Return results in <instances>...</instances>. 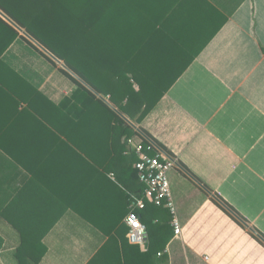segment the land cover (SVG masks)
I'll list each match as a JSON object with an SVG mask.
<instances>
[{"label":"crops","instance_id":"crops-1","mask_svg":"<svg viewBox=\"0 0 264 264\" xmlns=\"http://www.w3.org/2000/svg\"><path fill=\"white\" fill-rule=\"evenodd\" d=\"M206 1L204 16L221 26L209 42L194 29L192 51L180 56L172 74L158 76L166 80L160 86L151 85L148 68L127 75L136 92L143 90L141 110L151 106L140 124L121 111L126 97L113 103L97 91L109 106L94 94L174 159L169 177L182 233L175 236L168 208L147 204L158 210L149 220L165 228L159 232L142 220L161 240L154 264H264V243L209 193L264 237V0ZM22 11L32 14L31 0H0V17L31 42L19 30L27 32L18 22ZM3 60L17 76L0 83V264H124L114 235L103 234L71 206L84 199L93 178L85 153L63 133L73 122L62 102L80 93L78 85L22 37ZM137 159L127 143L121 167L135 170ZM107 176L114 180L116 173ZM11 205L28 213L21 221L55 222L44 236L45 255L26 250L3 215ZM112 205L115 212L123 208L116 198Z\"/></svg>","mask_w":264,"mask_h":264},{"label":"trees","instance_id":"trees-1","mask_svg":"<svg viewBox=\"0 0 264 264\" xmlns=\"http://www.w3.org/2000/svg\"><path fill=\"white\" fill-rule=\"evenodd\" d=\"M31 2L34 11H31L32 14L22 11L19 24L96 91L106 96L110 95L113 103H117L121 96L126 97L128 104L121 108V111L139 124L150 112L151 106L141 110L145 95L142 93L143 90L138 92L134 90L127 75L129 73L135 75L138 70L145 68L144 71H147L148 68L151 77H154L151 85L160 86L166 80L158 76L162 72L172 74L173 70L179 68V63H182L176 62L180 56L192 51L193 46L190 43L197 37L196 29L202 36L206 33V44L221 28L219 23H212L204 16V7L208 5L206 0H31ZM10 16L12 17L11 14ZM17 17L15 13L13 18ZM19 37L80 89V93L74 99L66 98L62 102V106L69 112L65 118L73 122V125L63 130V133L75 147L85 153L88 160L85 158L84 161L86 166L88 164L90 167L87 172L91 173L89 176L93 178L89 189H86L84 199L79 200V205L74 201L71 204L72 209L103 234L114 235L120 244L124 264H154L156 254L153 249L161 243L158 234H151L150 230L149 235V230L147 231L146 246H143L145 250L139 245L131 244L128 239L129 230L124 218L130 212L128 205L133 196L141 194L144 186L136 183L135 170L124 169L120 163L124 159L128 139L134 136L140 138L150 156L159 153L108 105L34 44L20 36L19 32L1 17L0 83L10 74L17 76L14 69L3 60V56ZM158 56L163 57L159 62L156 60ZM110 74L115 76H109ZM116 76L118 80L115 82L110 80ZM174 81L167 80L168 83ZM147 83L150 82L147 80ZM137 114L140 115L138 118ZM110 171L116 173L114 180L107 176V172ZM89 176L86 173V180ZM114 198L123 203L122 210L118 209L115 212V206L112 205ZM150 207L151 205H147V208L138 211V214L145 224L154 226L160 232V229L165 228L149 220L154 214H158V210ZM23 210L19 211L17 206L11 205L3 215L21 233L26 250L43 256L46 253L44 236L55 222L46 225L37 221H21L19 219L23 216H28L26 210ZM31 260L34 261L29 255L28 261Z\"/></svg>","mask_w":264,"mask_h":264},{"label":"built area","instance_id":"built-area-1","mask_svg":"<svg viewBox=\"0 0 264 264\" xmlns=\"http://www.w3.org/2000/svg\"><path fill=\"white\" fill-rule=\"evenodd\" d=\"M131 150L137 156L135 170L139 182L144 186L141 194L135 195L131 201V211L124 219L128 227V239L131 244L144 246L147 241V227L143 224L138 211L147 208L148 203H153L158 207H166L173 215L171 225L174 229L175 236H180L182 226L176 213V207L172 194L170 171L174 168L173 160H170L158 154L150 156L142 142L128 141ZM112 177L114 175H111ZM160 253L159 256H162Z\"/></svg>","mask_w":264,"mask_h":264},{"label":"water","instance_id":"water-1","mask_svg":"<svg viewBox=\"0 0 264 264\" xmlns=\"http://www.w3.org/2000/svg\"><path fill=\"white\" fill-rule=\"evenodd\" d=\"M23 35H25L33 44H35L40 50H42L45 54H47L52 60H54L62 69L68 72L72 77L78 80L83 86H85L88 90L95 93L99 96L103 101H105L109 106H111L107 100H105L102 96L98 94L85 80H83L80 76H78L73 70H71L65 63H63L60 59H58L55 55H53L46 47L41 45L36 39L31 37L27 32L23 31L19 28ZM112 108V107H111ZM114 109V108H112ZM114 111L125 121L127 122L142 138L147 140L155 149H157L163 156L170 160H174L171 158L156 142H154L145 132H143L140 128H138L130 119L124 116L121 112L114 109ZM210 195L226 209L232 216L235 217L242 225H244L251 233H253L259 240L264 243V237L259 234L254 228H252L248 223H246L240 216H238L233 210H231L228 206H226L217 196L212 194L209 191Z\"/></svg>","mask_w":264,"mask_h":264}]
</instances>
